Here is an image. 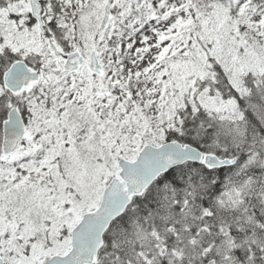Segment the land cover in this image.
<instances>
[{
  "label": "snow or ice",
  "instance_id": "snow-or-ice-1",
  "mask_svg": "<svg viewBox=\"0 0 264 264\" xmlns=\"http://www.w3.org/2000/svg\"><path fill=\"white\" fill-rule=\"evenodd\" d=\"M0 264H264V0H0Z\"/></svg>",
  "mask_w": 264,
  "mask_h": 264
}]
</instances>
